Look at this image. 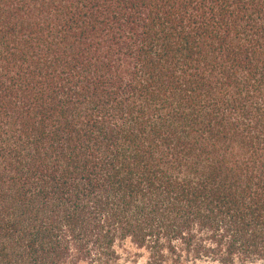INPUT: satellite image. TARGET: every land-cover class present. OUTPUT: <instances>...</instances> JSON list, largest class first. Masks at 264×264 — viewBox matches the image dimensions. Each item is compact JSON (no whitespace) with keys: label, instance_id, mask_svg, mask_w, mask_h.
Segmentation results:
<instances>
[{"label":"trees","instance_id":"trees-1","mask_svg":"<svg viewBox=\"0 0 264 264\" xmlns=\"http://www.w3.org/2000/svg\"><path fill=\"white\" fill-rule=\"evenodd\" d=\"M264 261V0H0V264Z\"/></svg>","mask_w":264,"mask_h":264},{"label":"rangeland","instance_id":"rangeland-1","mask_svg":"<svg viewBox=\"0 0 264 264\" xmlns=\"http://www.w3.org/2000/svg\"><path fill=\"white\" fill-rule=\"evenodd\" d=\"M256 264H264V261L258 262V263H256Z\"/></svg>","mask_w":264,"mask_h":264},{"label":"clouds","instance_id":"clouds-1","mask_svg":"<svg viewBox=\"0 0 264 264\" xmlns=\"http://www.w3.org/2000/svg\"><path fill=\"white\" fill-rule=\"evenodd\" d=\"M141 264H143V262H141Z\"/></svg>","mask_w":264,"mask_h":264}]
</instances>
